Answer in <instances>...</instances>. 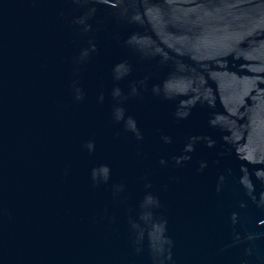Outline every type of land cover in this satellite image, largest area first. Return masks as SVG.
<instances>
[{"label": "water", "instance_id": "95a60500", "mask_svg": "<svg viewBox=\"0 0 264 264\" xmlns=\"http://www.w3.org/2000/svg\"><path fill=\"white\" fill-rule=\"evenodd\" d=\"M0 264H264V0H0Z\"/></svg>", "mask_w": 264, "mask_h": 264}]
</instances>
